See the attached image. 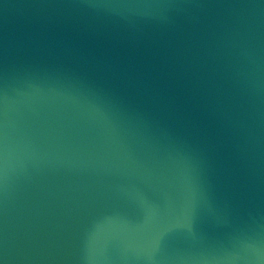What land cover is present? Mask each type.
Here are the masks:
<instances>
[{"label":"water","instance_id":"95a60500","mask_svg":"<svg viewBox=\"0 0 264 264\" xmlns=\"http://www.w3.org/2000/svg\"><path fill=\"white\" fill-rule=\"evenodd\" d=\"M0 264H264V0H0Z\"/></svg>","mask_w":264,"mask_h":264}]
</instances>
